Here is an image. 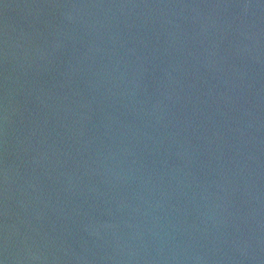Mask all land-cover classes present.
<instances>
[{
    "label": "water",
    "instance_id": "1",
    "mask_svg": "<svg viewBox=\"0 0 264 264\" xmlns=\"http://www.w3.org/2000/svg\"><path fill=\"white\" fill-rule=\"evenodd\" d=\"M0 264H264V0H0Z\"/></svg>",
    "mask_w": 264,
    "mask_h": 264
}]
</instances>
